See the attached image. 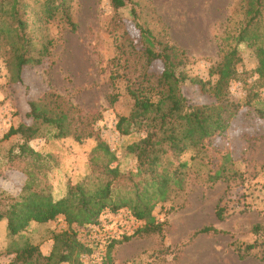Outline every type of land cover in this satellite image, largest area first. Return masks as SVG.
Here are the masks:
<instances>
[{
    "label": "rangeland",
    "instance_id": "1",
    "mask_svg": "<svg viewBox=\"0 0 264 264\" xmlns=\"http://www.w3.org/2000/svg\"><path fill=\"white\" fill-rule=\"evenodd\" d=\"M11 1L1 3L3 10L10 9ZM131 1L137 23L148 29L161 46L172 47L178 54L182 64L176 73L184 77V94L190 105L214 103L209 93L191 81L199 80L205 83V88L213 85L216 75L211 74L212 68L226 52L237 48L240 63L223 102L230 106L227 112L237 110L229 127L220 136L211 138L205 151L198 153L191 149L173 159L172 169L178 162H186L187 166L181 170V190L173 189L167 201L152 211L158 231L138 233L110 246L99 234L87 231L89 225L72 226L75 233L79 228L87 233L89 247L85 246L87 252L81 256L100 253L102 264H264V233H249L254 225L264 226V118L258 117L253 109L264 101V80H259L256 74L255 47L259 42L250 39L236 45L233 40L246 22V1ZM45 2L18 0L19 19L25 23V35L30 40L29 55L40 57L41 46L51 42L49 54L40 58V64L23 68L21 83L13 79L11 41L0 36V200L19 196L27 180L19 169L23 166L31 169L23 160L10 164L9 158L17 154V145L22 141L18 136L7 139L4 136L21 123L31 125L26 118L27 104L42 100L49 108L53 107V101L57 102L58 110L67 113L71 127L91 133L90 138L81 142L72 136L56 139L53 128L33 124L39 134L29 146L42 157L41 165L52 197L61 198L68 184L80 183L91 174L90 159L96 156L93 151L99 142L114 153L116 161L112 167L117 166L124 175L114 184L115 190L126 193L138 181L128 179L129 174H135L137 163L127 149L143 139L147 130L143 126L134 128L129 136L123 137L115 128L118 118L127 117L134 106L127 87L140 83L139 76L145 70L144 61H137L129 53L128 38L138 41L131 7L127 5L115 11L108 0H67L73 24L69 26L59 14L46 20ZM0 17V27L5 29L9 21L6 15ZM124 64L128 69H124ZM124 72L128 81L120 78ZM146 72L157 74L159 66L154 64ZM113 73L120 77L112 85L109 78ZM151 82L154 85L155 79ZM146 85L142 83V87ZM111 94H118L112 105L108 101ZM249 100L252 104L244 106ZM225 153L231 159L225 164L224 178H229L213 181L214 171L224 165L221 158ZM168 157L172 160L171 155ZM97 176L98 172L92 177ZM123 210L132 214L126 208L118 211ZM62 217L58 216L52 226L31 224L21 240L8 237L6 222L1 221L0 264H10L14 255L7 251L15 242L22 246L25 239L37 245L43 254L52 235L68 229ZM206 226L234 236H194ZM254 243L256 248L245 255V246Z\"/></svg>",
    "mask_w": 264,
    "mask_h": 264
},
{
    "label": "trees",
    "instance_id": "2",
    "mask_svg": "<svg viewBox=\"0 0 264 264\" xmlns=\"http://www.w3.org/2000/svg\"><path fill=\"white\" fill-rule=\"evenodd\" d=\"M5 1L0 0V14L6 15L11 24L4 25L5 29L0 27V36L8 37L11 41L14 57L13 79L21 83L23 68L40 64V58L49 54L51 42L41 46L38 51L40 57L30 56V40L25 35V23L19 19L21 8L18 0H12L11 7L7 11L3 10L1 4ZM108 1L115 11L127 5L131 7L138 41L131 36L128 38L129 53L137 57V61H144L145 70L139 76L141 82L130 84L126 91L134 99L133 109L127 117H119L115 127L118 134L123 137L129 136L134 128L139 129L143 126L147 129L145 137L127 149L135 156L137 163L135 174H129L128 179L137 178L138 181L133 183L132 188L126 193L116 191L114 184L124 178V175L117 166L112 167L116 161L114 153L106 144L99 142L93 151L96 156L90 159L91 174L80 183L68 184L65 195L54 199L45 179L41 165L42 157L29 146V142L39 134L38 128L33 124L53 128L56 139L72 136L76 142H81L90 138L91 133L71 127L67 113L58 110L60 106L57 102L53 101V107L49 108L44 100L29 101L26 118L32 124L21 123L16 128H10L4 138L18 136L22 141L17 145V154L9 158L10 164L23 160L27 161L26 165L31 169L25 166L19 169L27 178L20 195L0 200V222H6L8 237H19V240L23 239L22 234L31 224L46 225L58 216H63L68 229L52 235V249L48 256H44L39 247L31 244L27 239L22 246H18L15 242V246L7 251V254L14 255L10 264H80V257L87 250L77 241L72 226L90 225L105 210L110 212H116L122 208L130 210L134 217L144 222L136 234L158 231L154 225L152 211L158 204L167 201L173 189L181 190L180 174L181 170L187 166L186 162H178L172 169L175 163L173 159L191 149L198 153L205 151L211 144L210 139L220 136L229 127L237 110L232 109L227 112L230 106L223 104L227 96V87L234 80L237 73L236 67L240 63L236 47L226 52L212 68L211 74L216 75L213 85L205 88V83L199 80L191 81L192 84L200 86L203 92L209 93L214 103L190 105L184 94V77L176 73V69L182 64L180 59L178 60L176 51L172 47L161 46L148 29L137 23V13L131 0ZM245 1L246 22L233 40L236 45L250 42V39L259 42V46L255 47L258 63L256 74L259 80H264V0ZM43 14L46 20L59 14L63 23L73 26L67 11V0H46ZM1 19L2 17L0 21ZM249 33H251L250 37ZM154 64L159 66V73L147 74L146 70ZM117 66H119L118 63ZM124 67L128 69L127 64H124ZM119 77L120 75L116 73L111 74L109 78L111 84L113 85ZM120 78L129 80L126 72L121 73ZM152 78L155 79L154 85L151 82ZM142 83H146V87H142ZM117 98L118 94H111L108 101L112 105ZM251 104L252 101L249 100L244 106L248 107ZM259 104V108H253L254 112L258 117L264 118V101ZM9 152L11 153L12 150ZM169 155L172 160L168 157ZM221 159L224 165L214 171L213 181L224 178L227 170L225 164L231 160L228 153H225ZM96 172L98 176L92 177ZM225 178L224 180H228L229 177L225 176ZM218 212L216 211L217 217ZM249 233L253 235L264 233V226L254 225ZM205 234L230 238L234 236L213 226L199 229L194 236ZM129 238L114 241L110 246ZM256 246V243L245 246L244 254H249Z\"/></svg>",
    "mask_w": 264,
    "mask_h": 264
},
{
    "label": "built area",
    "instance_id": "3",
    "mask_svg": "<svg viewBox=\"0 0 264 264\" xmlns=\"http://www.w3.org/2000/svg\"><path fill=\"white\" fill-rule=\"evenodd\" d=\"M141 226V220L127 211H105L94 223L86 227V230L90 233L99 234L107 243H112L135 235ZM78 230L79 231L76 232L77 241L89 247V243L86 241V231L81 228ZM89 256L90 255L81 256V264H102L103 256H101L100 253H96L95 256Z\"/></svg>",
    "mask_w": 264,
    "mask_h": 264
},
{
    "label": "crops",
    "instance_id": "4",
    "mask_svg": "<svg viewBox=\"0 0 264 264\" xmlns=\"http://www.w3.org/2000/svg\"><path fill=\"white\" fill-rule=\"evenodd\" d=\"M59 217H60V216H59ZM57 219H58V217H57L54 221L49 222L48 225L52 226L53 223H55V221H56ZM61 220H63V222H65L63 217H62ZM49 243H50V245L48 246ZM45 249H46V250H45V252H43V255H44V256H48L49 253H50V251H51V249H52V242H50V241L47 242V244H46V248H45Z\"/></svg>",
    "mask_w": 264,
    "mask_h": 264
}]
</instances>
